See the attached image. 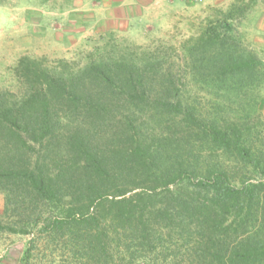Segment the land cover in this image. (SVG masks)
Returning <instances> with one entry per match:
<instances>
[{"label":"trees","instance_id":"obj_1","mask_svg":"<svg viewBox=\"0 0 264 264\" xmlns=\"http://www.w3.org/2000/svg\"><path fill=\"white\" fill-rule=\"evenodd\" d=\"M257 1L180 45L233 116L188 103L156 54L18 61L23 89L0 90V233L25 238L21 264H264V143L239 101L263 72L231 39Z\"/></svg>","mask_w":264,"mask_h":264},{"label":"rangeland","instance_id":"obj_2","mask_svg":"<svg viewBox=\"0 0 264 264\" xmlns=\"http://www.w3.org/2000/svg\"><path fill=\"white\" fill-rule=\"evenodd\" d=\"M85 1L0 0V90L19 92L23 89L15 67L24 56L43 60L49 66L65 60L77 68L90 58L156 54L163 62H172L175 69L181 70L177 84L181 85L188 103L193 105L195 101L204 113L219 110L222 115L226 112L227 117L233 116L236 102L232 97L223 100L234 103L227 104L225 111L219 109L206 93L207 84L187 73L186 60L189 59L184 57L180 45L196 37L205 19L212 17L216 9L224 10L234 0H156L148 9L132 10L135 14L132 20L124 22L123 19L108 25L101 23L97 8L91 4L88 7ZM116 13L123 14L125 10L119 8ZM79 29L85 31L80 38L76 34ZM231 35L239 50L250 51L261 61L263 75L258 85L242 91L239 101L248 95L254 98L253 103L250 102L253 107L248 109L250 123L255 125L264 143V0H258L248 10L235 24ZM201 83L205 87L199 89ZM2 201L0 193V209ZM24 246L23 236L0 233V264H21Z\"/></svg>","mask_w":264,"mask_h":264},{"label":"crops","instance_id":"obj_3","mask_svg":"<svg viewBox=\"0 0 264 264\" xmlns=\"http://www.w3.org/2000/svg\"><path fill=\"white\" fill-rule=\"evenodd\" d=\"M156 0H86L85 3L90 7V4L97 8L96 14L100 16V21L102 24H111L114 21L132 20L135 14L132 10L148 9ZM125 10L123 14H117L116 10ZM115 11V15H114ZM116 24V23H115ZM90 28V23L88 22ZM79 29L77 31V36L80 38L85 31Z\"/></svg>","mask_w":264,"mask_h":264}]
</instances>
